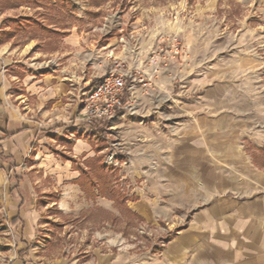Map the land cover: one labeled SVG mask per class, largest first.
<instances>
[{"label":"crops","instance_id":"crops-1","mask_svg":"<svg viewBox=\"0 0 264 264\" xmlns=\"http://www.w3.org/2000/svg\"><path fill=\"white\" fill-rule=\"evenodd\" d=\"M218 1L197 5L212 10ZM22 7L35 13L5 15ZM102 7L94 0H18L0 10V206L19 238L6 264H264V112L257 100L240 101L244 81L214 79L224 75L218 67L184 71L185 95L193 96L180 98L171 80L176 65L159 50L170 37L167 25L147 14L143 21L134 9L102 17ZM64 8L85 26L44 24L40 11ZM93 12L100 25L89 26ZM18 18L40 28L18 33ZM50 37L58 46L41 51L36 41ZM156 60L161 68L152 76ZM116 61L135 78L134 113L118 112L105 126L119 142L117 182L129 211L165 224L170 237L157 252H137L120 234H101L86 255L41 262L34 247L43 216L75 217L94 206L117 214L114 202L92 200L74 182L87 159L103 152L90 143L105 127L86 121L85 95Z\"/></svg>","mask_w":264,"mask_h":264},{"label":"rangeland","instance_id":"rangeland-1","mask_svg":"<svg viewBox=\"0 0 264 264\" xmlns=\"http://www.w3.org/2000/svg\"><path fill=\"white\" fill-rule=\"evenodd\" d=\"M94 1L101 2L102 17L108 13L114 14L117 9L126 11L134 9L136 10L134 15H142L143 21L154 19L163 21L167 25L166 30L170 33V37L176 38L173 44H176L179 50V53L171 58L177 68L171 80L173 88L180 93V98L185 99L187 95L193 96L190 93L185 95L184 71L191 69L196 72L200 67H204L206 71L211 72L218 67L223 69L224 75L214 74V79L224 77L230 80L235 79L234 76L237 79L240 78L244 81V89L237 92V97L240 101L257 100L255 105L260 107V112H264V6L261 7L259 4L248 6L246 3L241 4L234 0H219L217 7L204 10L197 5L202 3V0ZM17 2L18 0H0V10L3 4L9 6ZM40 12L48 16L44 18V24L51 23L61 28L69 27V23L71 25L74 23L72 13L67 9L61 14L49 9ZM34 13L35 10L22 7L6 12L5 15L11 14L18 17L20 14L33 15ZM90 16L89 26L100 25L102 19L99 13L93 12ZM49 19L56 22L53 23ZM74 24L78 30L85 26L84 22L79 21ZM13 26L14 31L17 32L18 27L15 24ZM73 30L74 28H71V31ZM14 41L21 44L23 40L16 37ZM36 42L41 51H49L54 46H58L59 40L56 37H50ZM172 48L175 49L169 46L166 50L169 52ZM39 58L47 60L49 55ZM248 67L251 68L250 71H246ZM107 121H102L104 127ZM101 136L104 142L101 154L105 156L112 145V134L105 127ZM102 162L107 168H117ZM95 166V163L83 164L81 170L89 171V168L93 170ZM114 177L115 175H112V180ZM114 187L125 195V189L120 182ZM116 212L117 214H114L94 206L84 214L75 217H63L60 214L50 218L43 216L41 226L38 227L35 254L41 262L60 256L66 258L83 256L100 245L101 240L98 235L101 234H120L123 242L137 252L146 250L157 252L163 246V242L170 237V231L163 223L150 224L143 220L134 224L123 210L117 208ZM18 242V236L10 230L4 209L0 206V264H6L16 254Z\"/></svg>","mask_w":264,"mask_h":264},{"label":"built area","instance_id":"built-area-1","mask_svg":"<svg viewBox=\"0 0 264 264\" xmlns=\"http://www.w3.org/2000/svg\"><path fill=\"white\" fill-rule=\"evenodd\" d=\"M175 37H168L164 40L166 44H162L159 49L165 59L173 58L179 53ZM175 47L166 50L168 47ZM171 52V53H170ZM160 61L153 63L151 75L154 76L160 71ZM135 80L133 73L122 67L119 61H116L109 71L99 77L95 86H93L85 95L84 117L88 123L97 121H106L111 119L118 112L134 113L135 97L133 92V81ZM148 81V80H147ZM149 82V81H148ZM119 142L112 141L111 148L105 154L104 163L108 166H119L121 161L116 157L119 153L117 146ZM166 242V240L164 241ZM163 242V243H164Z\"/></svg>","mask_w":264,"mask_h":264},{"label":"trees","instance_id":"trees-1","mask_svg":"<svg viewBox=\"0 0 264 264\" xmlns=\"http://www.w3.org/2000/svg\"><path fill=\"white\" fill-rule=\"evenodd\" d=\"M12 22L18 27V33L21 32L22 29L26 30L27 26H31V28L33 29L40 28V25L35 22V20L28 18H18L15 20L13 19ZM98 138L99 141L97 142V144L90 141L96 153L104 148L103 136H101V133L99 134ZM68 146L70 147L71 144L68 143ZM102 161V154H98L93 158L87 159V163L89 162L96 164L95 168H93V170L89 168V171L80 170L81 175L74 182L82 189L83 193L87 194V196L92 200L99 197L109 198L119 209L123 210L128 216H130V218L132 219L131 221L134 224L143 222V219L140 216L133 213L131 210H128L126 206L127 198L124 194L120 193L117 187H114L118 185V179L116 177L115 169L105 167ZM112 175H115L113 180ZM49 197L54 199L55 201L58 198V192L49 195ZM11 225L14 224L11 223ZM11 225L10 227H12Z\"/></svg>","mask_w":264,"mask_h":264}]
</instances>
